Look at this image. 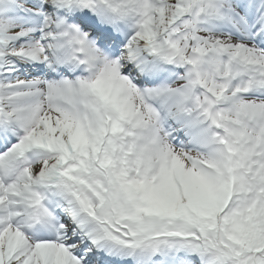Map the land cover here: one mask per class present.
<instances>
[{
    "label": "snow or ice",
    "instance_id": "obj_1",
    "mask_svg": "<svg viewBox=\"0 0 264 264\" xmlns=\"http://www.w3.org/2000/svg\"><path fill=\"white\" fill-rule=\"evenodd\" d=\"M0 264H264V0H0Z\"/></svg>",
    "mask_w": 264,
    "mask_h": 264
}]
</instances>
